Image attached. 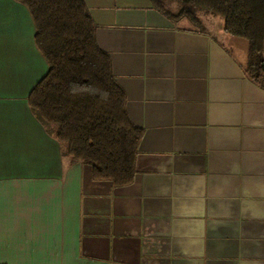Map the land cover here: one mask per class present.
Wrapping results in <instances>:
<instances>
[{
  "label": "crops",
  "instance_id": "obj_1",
  "mask_svg": "<svg viewBox=\"0 0 264 264\" xmlns=\"http://www.w3.org/2000/svg\"><path fill=\"white\" fill-rule=\"evenodd\" d=\"M131 123V184L91 179L32 115L47 72L27 9L0 0V261L264 264V87L149 0H83Z\"/></svg>",
  "mask_w": 264,
  "mask_h": 264
},
{
  "label": "trees",
  "instance_id": "obj_2",
  "mask_svg": "<svg viewBox=\"0 0 264 264\" xmlns=\"http://www.w3.org/2000/svg\"><path fill=\"white\" fill-rule=\"evenodd\" d=\"M13 1L27 9L34 44L47 64L28 95L32 115L58 143L61 156L87 166L92 180L117 188L131 184L142 130L129 120L125 93L109 56L97 46L84 1ZM149 1L172 22L185 18L198 26V13L219 17L224 34L247 43L239 64L244 76L264 87V0Z\"/></svg>",
  "mask_w": 264,
  "mask_h": 264
},
{
  "label": "rangeland",
  "instance_id": "obj_3",
  "mask_svg": "<svg viewBox=\"0 0 264 264\" xmlns=\"http://www.w3.org/2000/svg\"><path fill=\"white\" fill-rule=\"evenodd\" d=\"M170 9L173 12L177 11L176 5H171ZM199 25H192L187 19L182 18L175 21L176 24L183 28L194 29L198 31L207 32L217 40L223 42L235 55L240 63L244 62L247 54V43L240 38L229 37L222 31V20L219 17H213L204 13L197 14Z\"/></svg>",
  "mask_w": 264,
  "mask_h": 264
},
{
  "label": "snow or ice",
  "instance_id": "obj_4",
  "mask_svg": "<svg viewBox=\"0 0 264 264\" xmlns=\"http://www.w3.org/2000/svg\"><path fill=\"white\" fill-rule=\"evenodd\" d=\"M0 264H4V262L3 261H0Z\"/></svg>",
  "mask_w": 264,
  "mask_h": 264
}]
</instances>
